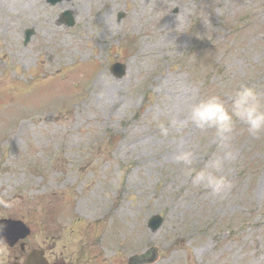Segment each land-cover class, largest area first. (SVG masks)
Masks as SVG:
<instances>
[{
  "label": "rangeland",
  "instance_id": "374dc122",
  "mask_svg": "<svg viewBox=\"0 0 264 264\" xmlns=\"http://www.w3.org/2000/svg\"><path fill=\"white\" fill-rule=\"evenodd\" d=\"M240 84L264 98V0H0V197L20 196L0 215L65 239L66 218H96L86 237L103 264L144 242L161 249L154 264H264V133L238 124L224 141L186 116L194 98ZM186 150L194 170L223 160V196L191 187L175 161ZM77 196L90 217L73 213Z\"/></svg>",
  "mask_w": 264,
  "mask_h": 264
},
{
  "label": "clouds",
  "instance_id": "9594fccd",
  "mask_svg": "<svg viewBox=\"0 0 264 264\" xmlns=\"http://www.w3.org/2000/svg\"><path fill=\"white\" fill-rule=\"evenodd\" d=\"M187 123L201 131L212 130L213 134L229 141L237 125L245 127L248 135L264 133V98L253 85L240 84L224 92H210L196 97L186 109ZM172 126L176 122L172 121ZM182 126V125H181ZM161 135H169L170 129L160 126ZM182 166V172L194 190H206L213 196L221 197L231 187V182L223 174L224 162L216 158L199 170H194V153L186 150L175 156ZM5 206H7L5 204Z\"/></svg>",
  "mask_w": 264,
  "mask_h": 264
},
{
  "label": "flooded vegetation",
  "instance_id": "af4514ba",
  "mask_svg": "<svg viewBox=\"0 0 264 264\" xmlns=\"http://www.w3.org/2000/svg\"><path fill=\"white\" fill-rule=\"evenodd\" d=\"M2 247L7 250V254L4 253L1 255L3 259L0 260V264H11L12 261L23 262L32 250L40 248L44 249L45 256L51 264L54 263L53 260L55 262L66 261L68 264H89L88 253H84V261L78 260V253H72L67 257L63 251H58L57 254H53L49 247L41 246L38 235L19 240L14 245L2 244Z\"/></svg>",
  "mask_w": 264,
  "mask_h": 264
},
{
  "label": "water",
  "instance_id": "95a60500",
  "mask_svg": "<svg viewBox=\"0 0 264 264\" xmlns=\"http://www.w3.org/2000/svg\"><path fill=\"white\" fill-rule=\"evenodd\" d=\"M51 1H52V2H56V0H51ZM64 16H66V17L68 18V21H69L68 24H69V25H73V24H74V20H73V18L71 17L70 12H65V13H64ZM27 35L30 36V35H31V32H28Z\"/></svg>",
  "mask_w": 264,
  "mask_h": 264
}]
</instances>
